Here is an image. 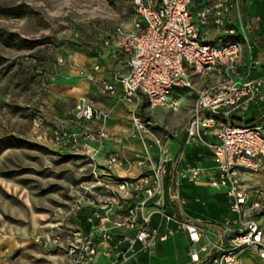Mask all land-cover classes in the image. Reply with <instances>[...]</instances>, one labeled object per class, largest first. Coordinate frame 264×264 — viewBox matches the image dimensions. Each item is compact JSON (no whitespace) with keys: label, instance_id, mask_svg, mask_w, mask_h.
I'll use <instances>...</instances> for the list:
<instances>
[{"label":"built area","instance_id":"built-area-1","mask_svg":"<svg viewBox=\"0 0 264 264\" xmlns=\"http://www.w3.org/2000/svg\"><path fill=\"white\" fill-rule=\"evenodd\" d=\"M131 4L135 15L130 30L117 26L104 36L102 43L125 58V72L115 75L112 83L101 82V92L112 96L120 92V101L128 104L144 98L149 109L172 112L180 108L179 97L171 96L174 90H186L194 96L185 142L212 147L204 139L212 136L218 144L213 146L212 166L180 169L171 183L175 189L182 183H203L224 194L228 213L219 224L222 242L208 241L197 249L195 245L206 238V231L166 212L167 149L176 133L155 129L136 110L130 114V137L142 144V153L135 155L134 164L144 171L134 178L113 173L114 167L120 165L116 154H109L102 163L97 161L101 143L107 138L105 133L86 132L85 142L81 143L77 134L64 128H55L47 135L40 119L34 124L37 140L49 139L53 147L69 150L85 161L87 180L72 189L67 217L74 220L85 212L89 230L83 233L73 227L54 226L33 241L43 248L63 249L67 264H94L100 245L105 246V257H113L110 264H124L140 252L151 255L159 243L178 233L186 234L191 243L188 264H239V256L245 250L264 260V192L247 187L243 180V176L264 169V126L228 121L242 103L257 104L263 100L261 79H240L239 68L245 57L243 42H205L199 26L206 24L210 10L202 12L195 21L190 0H131ZM236 7L237 0H217L212 7L215 24L228 36L236 32L224 28V16ZM258 65L250 57L249 69ZM98 69L94 67L95 71ZM208 76H213L210 84L199 87L193 81V77ZM74 112L77 120L107 119L105 112L86 99L76 103ZM151 148L156 149L155 154ZM174 197L178 205L185 203L178 194ZM154 216L156 225H152ZM115 230L135 234L130 237L116 234Z\"/></svg>","mask_w":264,"mask_h":264},{"label":"rangeland","instance_id":"rangeland-1","mask_svg":"<svg viewBox=\"0 0 264 264\" xmlns=\"http://www.w3.org/2000/svg\"><path fill=\"white\" fill-rule=\"evenodd\" d=\"M134 15L131 0H0V229L33 240L37 230L71 227V191L87 180L86 163L40 143L34 124L40 119L42 130H53L42 114L55 74L72 70L80 56L90 62L80 76L92 73L104 36L128 28ZM112 60L101 66L113 74L121 66L111 68ZM180 94L188 101L177 112L144 104L136 112L157 130L182 134L193 100L186 90L171 96Z\"/></svg>","mask_w":264,"mask_h":264},{"label":"crops","instance_id":"crops-1","mask_svg":"<svg viewBox=\"0 0 264 264\" xmlns=\"http://www.w3.org/2000/svg\"><path fill=\"white\" fill-rule=\"evenodd\" d=\"M216 1L190 0L189 9L195 21L198 20L202 12L210 10L206 24L199 26L204 41L214 45L227 39H237L243 42L245 57L239 68L240 79L246 77L249 79L259 78L263 84V100L257 104L242 103L240 108L230 115L228 121L239 125L264 126V1L237 0V7L231 9L224 16V28L234 29L236 32L234 36L224 34L223 28L215 24V14L212 7ZM125 29L130 30V24ZM98 57L99 63L95 66H98L99 69L95 71L93 68L92 73H87L85 77L80 76V71L82 72L83 68L87 69V64L90 62H84L81 56L72 70L55 74L54 77L57 82L50 88L51 95H45L44 97L45 110L42 115H44L45 122L52 129L61 127L68 133H75L81 143L85 142L84 135L86 132L105 133L107 138L101 143L100 151L96 156L97 161L102 163L109 154H116L119 157L120 165L114 167L113 173L122 178H134L141 174L144 169L138 168L134 164L135 155L142 153V144L139 140L130 137L132 129L130 114L137 109L138 105L144 104L147 106V104L144 98H140L132 104L121 102L120 92H117L114 96H108V94L102 96L101 82L112 83L115 75L124 73L126 60L121 56L124 62H120L121 59H117L119 56L111 48H105L103 44L101 50L98 51ZM250 57L259 63L252 70L248 66ZM109 58L114 59L111 62V68L120 62V69H115L113 74L110 71H105L104 67L101 66ZM89 77H92L93 80H90ZM212 81L213 76H208L205 79H198L195 84L201 87L210 84ZM200 82L202 83L200 84ZM178 97L180 106L182 103L183 105L187 103V98L181 94ZM190 97H192L194 104V96L191 95ZM80 99L92 102L98 109L107 114V119L105 121L97 119L90 121L77 120L74 107ZM159 109L169 110L165 108L150 110ZM168 117L172 121L175 119L171 116ZM188 122L189 116L182 134L170 130L174 131L176 136L171 140L167 149L169 162L167 163L168 175L165 180L166 212L184 221L194 222L206 231V238H201L195 245L199 249L201 246L206 245L208 241L213 244H221L219 224L222 217L228 213V203L224 194L209 189L203 183L197 185L182 183L176 189L171 183L175 173L180 169L212 166L213 146L218 144L217 138L204 137L212 147L186 144ZM43 133L50 135L51 132L43 130ZM45 142L53 146L49 139L42 140L40 143ZM91 145L97 147V143L92 142ZM55 150L72 154L69 150H59L57 148ZM151 153L155 154L156 149L151 148ZM243 180L247 187L259 188L264 192V169L255 174L243 176ZM186 187H191L193 191L185 193ZM176 194L185 201L183 205L180 206L176 202L174 197ZM197 204L200 205L199 208L201 209L206 210L207 205H211L212 209H208L207 213L201 212L196 210ZM156 224L157 216H154L152 225ZM71 227L83 233L88 232L89 224L86 222L85 212L74 220L72 219ZM1 229L3 234L0 236V264H67V256L63 249L43 248L31 238L15 236L11 231H5L4 226ZM41 232L42 230H37L33 235ZM114 233L133 237L135 231L115 230ZM125 246L124 244L123 247ZM104 247V245H100L94 264H110L113 262L112 256L105 257L102 254ZM190 249L191 243L186 234L178 233L159 243L151 255L140 252L124 264H188ZM202 257L204 256L202 255ZM239 264H264V260H260L254 252L245 250L239 256Z\"/></svg>","mask_w":264,"mask_h":264},{"label":"trees","instance_id":"trees-1","mask_svg":"<svg viewBox=\"0 0 264 264\" xmlns=\"http://www.w3.org/2000/svg\"><path fill=\"white\" fill-rule=\"evenodd\" d=\"M191 191H193L191 187H186V189H185V193H190ZM199 207H200V205L197 204V207H196L197 209H196V210L201 211V212L203 211V212H206V213H207V210H208V209H212V206H211V205H207V206H206V207H207L206 210L201 209V208H199Z\"/></svg>","mask_w":264,"mask_h":264}]
</instances>
